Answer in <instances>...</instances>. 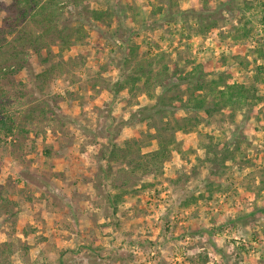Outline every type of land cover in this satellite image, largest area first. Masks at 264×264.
I'll return each instance as SVG.
<instances>
[{"label":"rangeland","instance_id":"1","mask_svg":"<svg viewBox=\"0 0 264 264\" xmlns=\"http://www.w3.org/2000/svg\"><path fill=\"white\" fill-rule=\"evenodd\" d=\"M43 1L0 0V264H264V0Z\"/></svg>","mask_w":264,"mask_h":264},{"label":"trees","instance_id":"2","mask_svg":"<svg viewBox=\"0 0 264 264\" xmlns=\"http://www.w3.org/2000/svg\"><path fill=\"white\" fill-rule=\"evenodd\" d=\"M43 2H44L43 0H13V3L10 5V7H11L14 17L12 18L11 21H9V23L14 20L13 23H16L14 25L19 26L22 22H25L26 19L30 17V15L33 16L34 18L39 15H42L44 11L46 10V4L43 5L42 4ZM194 12H196V14L198 15H201L204 13V11L202 10L194 11ZM97 15L98 13L96 12L95 17L99 18V16ZM47 20L49 22L51 21V19H47ZM75 21L90 24V22L87 19V15L82 11L80 12L74 11L72 15V22H75ZM0 56H2V52H0ZM21 67H24L30 73L32 72L31 65L29 63H24ZM186 81L195 84L194 85L195 91L200 92L206 89L205 79L202 73H200V75H194V74L189 75ZM173 84H177V83L174 82ZM228 88L229 90L221 91L222 92L221 94L227 97V100H225L226 104H236V103L242 104L244 102H247L250 99V96L247 94L248 91H246L245 87L237 88L236 86L235 87L230 86ZM165 93H166V89H164L162 94L159 96L156 105L153 106L151 109H147L146 111L148 113H143L142 115L146 116L148 114H151L150 112L155 113V112L167 109L166 107L167 105L165 104V98H166ZM219 106L220 104L217 103L215 107L210 108L205 98L195 97L194 99L193 98L189 99L185 105L178 106L177 108L179 109L181 108L185 111L205 112L207 115H211L213 112L219 109ZM52 113H56L55 110H53ZM14 133H15V127H14L13 121L7 116L0 119V135H3L4 137L8 139L9 137L13 136ZM108 138H110V134ZM107 152H108L107 147H104L102 150V155L99 159L106 160L109 157H111L110 153H107ZM153 157H159V153H157ZM216 157L217 155H215V158ZM212 162H213L212 164L214 165L215 161L213 160ZM101 167L103 166L101 165ZM150 172L152 173V171ZM212 172H214V169L211 171V173Z\"/></svg>","mask_w":264,"mask_h":264},{"label":"clouds","instance_id":"3","mask_svg":"<svg viewBox=\"0 0 264 264\" xmlns=\"http://www.w3.org/2000/svg\"><path fill=\"white\" fill-rule=\"evenodd\" d=\"M0 239H3L2 237H0Z\"/></svg>","mask_w":264,"mask_h":264}]
</instances>
